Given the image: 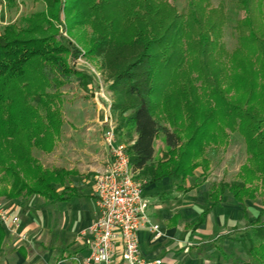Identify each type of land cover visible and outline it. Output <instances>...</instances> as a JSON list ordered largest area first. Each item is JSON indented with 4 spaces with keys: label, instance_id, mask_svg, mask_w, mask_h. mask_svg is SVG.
Instances as JSON below:
<instances>
[{
    "label": "trees",
    "instance_id": "16d2710c",
    "mask_svg": "<svg viewBox=\"0 0 264 264\" xmlns=\"http://www.w3.org/2000/svg\"><path fill=\"white\" fill-rule=\"evenodd\" d=\"M6 1L9 7L17 6V0ZM42 1L44 10L0 29V197L14 200L40 195L61 200L63 193L55 185L64 184L71 175L64 169L45 168L31 154L33 148L47 153L55 148L65 124L62 88L75 78L85 87L91 84L89 76L69 65L68 58L78 55L76 47L65 37L57 39L54 21L61 12L66 29L79 33L88 56L100 59L104 76L112 81L109 89L113 115L119 120L117 135L130 126L124 142L138 178L147 176L152 183L164 178L182 181L193 175L197 167L206 165V158L199 160L205 148L219 141L208 129L226 124L243 136L249 158L238 174L241 180L217 185L220 195L229 190L241 202L254 197L258 183L264 188V116L258 114L264 108V21L260 33L253 26L254 5L264 9V0H235L246 16L242 25L238 23L239 46L228 55L235 58L246 50L248 65L240 66L241 74L235 70L228 83L220 79L224 65L216 72L206 66L205 51L219 44L225 22L223 7L211 8L210 0H189L188 10L178 15L165 0H66L64 6L61 0ZM177 47L182 59L176 65L188 63L184 50L189 55L198 53L202 65L197 75L182 83L183 100L188 104L183 107L167 104L175 97L171 93L176 91L177 79L170 81L172 88L163 93L162 102L155 99L161 96L155 65H171ZM243 87L244 101L236 96ZM161 103L170 125L157 115ZM241 103L247 107L237 106ZM179 111L187 123L188 151H179L183 141L174 127ZM161 134L169 150L155 160V142ZM3 235L0 224V239ZM241 238L252 262L264 264V224ZM256 238H261L258 245Z\"/></svg>",
    "mask_w": 264,
    "mask_h": 264
},
{
    "label": "crops",
    "instance_id": "0c3cea01",
    "mask_svg": "<svg viewBox=\"0 0 264 264\" xmlns=\"http://www.w3.org/2000/svg\"><path fill=\"white\" fill-rule=\"evenodd\" d=\"M95 81L89 84L88 103L95 106L92 118L88 116L81 126L71 125L68 130L64 124L54 150L38 157L47 169L71 172L64 184L55 185L63 198L48 200L40 195L14 200L0 198L12 216L20 218L16 229L0 223L4 229L0 264H80L89 255L81 233L96 217L95 179L109 160L103 142L105 120L101 118L106 102L94 95L99 88ZM154 159H159L156 145ZM203 174L204 171H195L186 180L172 183L173 188L168 190H157V185L172 178L152 183L147 176L140 178L149 201V215L163 233L156 239L148 228L139 231L145 258L160 259L161 264H247L248 255L243 243L240 244L241 233L247 230L242 221L247 210L232 192L226 190L220 195L217 189L220 183L236 179L225 181ZM196 175L201 180L194 182ZM75 200L81 202L85 215L79 213ZM168 203L171 207L166 210ZM38 211V215H33ZM22 235L26 236L25 240Z\"/></svg>",
    "mask_w": 264,
    "mask_h": 264
},
{
    "label": "rangeland",
    "instance_id": "374dc122",
    "mask_svg": "<svg viewBox=\"0 0 264 264\" xmlns=\"http://www.w3.org/2000/svg\"><path fill=\"white\" fill-rule=\"evenodd\" d=\"M167 4L169 5L170 9L174 12V14H183L188 9L189 0H165ZM60 5L64 6L66 5V0H61ZM211 8H219L220 6L223 7L225 12V22L221 29V37L218 41L219 44L217 46H210L205 51V56H207L206 60V66L209 68V72L213 70V72L217 70V68L220 65H224L225 68L220 72L221 80L224 82H230L231 77L234 73V71H237V74H241L243 72V69L240 67L241 65H248V54L247 51L244 50L242 54L237 55L235 58L233 56L230 57L231 52L236 50L239 46V32L237 31L238 23L242 25V21L244 20L246 16V12L242 9H239L238 6L235 3V0H210ZM46 8L45 3L42 0H17V6L15 7H9V3L5 0H0V29L2 30L5 26L9 24L14 23H20L21 19L25 16L30 15L33 12L36 11H42ZM264 11L263 7L260 5H254V24L253 26L256 27V29L262 31V25H263V14ZM60 19L54 21V25L58 29V35L57 39H60L61 37H65L69 39L72 44L76 47L78 50V55H76L73 58H68L69 65H71L75 70L78 72L89 76L91 78V83H94V79L97 81L96 85L99 86V88L95 89L96 95L101 90V85L104 86V94L107 96H111L113 99V93L109 89V85H111L112 81H108L106 77L103 74V69L101 65L100 59L94 57V56H88L86 46L83 42L79 41V33L76 30L68 31L66 19L64 16V13H60ZM171 38V36H170ZM177 44H175L176 47ZM174 47V48H175ZM176 49L177 53L171 61V65H168L165 67L164 65H155V81L157 85H161V89L158 90V93H161L160 98H155L156 103L162 102L163 93L167 92L172 88V85L170 81L172 79H177L178 85H176L174 88L176 91L174 93H171L175 95V97L170 98V101H167L168 106L175 105V107H183L187 106L188 104L185 103L184 96H182L183 90H182V83L183 81L187 80L188 78L194 77V75H197L199 70H201L200 61L201 57H199L198 53H194L193 55H189L187 50V60L188 63L184 65H176L178 63V60L182 59V53L179 52L180 48L177 47ZM223 49V51H222ZM153 53H157V51H153ZM227 53V54H226ZM185 56V54H184ZM186 61V60H185ZM175 62V63H174ZM160 63V62H159ZM192 74V75H191ZM219 74V76H220ZM203 76V75H202ZM95 81V82H96ZM99 82V84H98ZM95 85V86H96ZM200 83L198 82V86ZM94 89V88H93ZM246 88L243 87L240 89L236 96H239L243 101L246 98ZM63 97H62V110L64 114V118L66 119L67 123L65 122V128L68 130L69 126H77L79 124L80 126L84 123V120H87L88 116L92 118L95 110V106L88 103V99H90L91 95V89L89 86H83L81 84V81L79 79H74L73 82L67 84L65 87L62 88ZM261 94V93H259ZM159 95V94H158ZM166 98V96H164ZM259 101V100H258ZM236 102V101H235ZM163 105V103H161ZM237 104V103H236ZM160 105H158L159 107ZM239 107H244L243 103L238 104ZM236 106V107H237ZM161 108H157L156 112L157 115L162 118V121L170 125V120L168 119V116L165 114V112H162L163 106ZM247 107V106H246ZM244 107V108H246ZM236 109V108H234ZM183 111V108H182ZM182 111L178 112L179 121L176 123L174 127L177 128L180 132L181 139L183 141L182 148L179 149V151H188L189 148L186 146L189 136L186 134V127L184 124L186 123L185 115L182 113ZM258 114L263 117L264 116V108H262L261 111L258 112ZM106 112L105 110L101 114V118L105 120ZM117 124H119L118 118H116ZM187 124V123H186ZM185 124V125H186ZM78 125V126H79ZM95 125V124H94ZM229 125L221 124V128H210L208 129V132L212 133L216 137H213V139H218V144H212L208 145L205 148V152L203 153L202 158H206V165L197 167L194 170V173H199L200 171H204L203 175H209L211 177H216L217 179L220 178L225 181H231L234 179L241 180V178L238 177V174L241 171V168L243 165H245L248 162L249 155L246 151V142L243 138V136L239 132L233 131L230 127H227ZM130 126L125 127V129L121 130L119 139L123 142L125 139H127V133L130 130ZM84 131V130H83ZM58 140V139H57ZM57 142V141H56ZM156 149L158 151V157L161 158L163 156V153L168 152V148L166 146L164 135H160L156 139ZM43 151L38 150L37 148H33L31 154L32 157L38 159V157H43ZM39 160V159H38ZM42 164V163H41ZM214 173V175H213ZM220 173V177H218V174ZM2 173H0V179L2 177ZM194 175V174H193ZM217 175V176H216ZM192 176V175H191ZM188 178V177H187ZM186 180V179H184ZM201 178L196 175V178H194L192 181H200ZM175 182H181V179H170V181L166 182H160L157 185V190H168L169 188H173V184ZM250 184L248 183V186ZM259 185L258 191L254 194V197L252 199L246 198L243 199V201L240 202V205L244 207L245 210H247V217L244 219L242 217V221L246 223L247 230L243 231L241 235H244V233L250 232L251 229H256L259 225L264 224V214L262 217H259V214L264 209V188H262ZM3 186V184L0 182V188ZM156 192V191H155ZM154 194V192H153ZM154 196V195H153ZM2 198V197H0ZM152 198V196L150 197ZM207 198V194H206ZM191 200H193L191 198ZM247 200H250L247 201ZM1 201V200H0ZM75 207L79 211L81 215H85L83 212L81 202L78 200L74 201ZM239 203V202H238ZM253 208H251L252 206ZM2 206L5 208V206L2 204ZM166 210H168L171 207V204H166ZM6 209V208H5ZM250 209H253L250 211ZM40 211V207H39ZM38 212L33 213V215H38ZM264 213V211H263ZM243 216V214L241 215ZM258 222V223H257ZM261 224H260V223ZM240 233V231L238 232ZM245 237V236H244ZM243 237V238H244ZM261 239V238H260ZM259 238H256L254 240L255 244L258 245L260 242ZM248 243V242H247ZM238 248H241L239 243H237ZM242 244V242L240 243ZM263 254V253H262ZM264 259V256L262 257ZM252 258L250 255L246 257L247 264H256V262H252Z\"/></svg>",
    "mask_w": 264,
    "mask_h": 264
},
{
    "label": "built area",
    "instance_id": "2783aa9c",
    "mask_svg": "<svg viewBox=\"0 0 264 264\" xmlns=\"http://www.w3.org/2000/svg\"><path fill=\"white\" fill-rule=\"evenodd\" d=\"M103 89L101 85L97 95L106 102L103 142L109 160L95 179L97 212L92 223L81 233L89 255L80 264H161L160 259H147L141 252L139 231L142 228H148L156 239L163 233L149 215L144 182L130 163L128 145L117 135L113 99L106 96ZM0 223L16 229L20 226V218L12 216L0 203ZM22 239L26 236L22 235Z\"/></svg>",
    "mask_w": 264,
    "mask_h": 264
}]
</instances>
